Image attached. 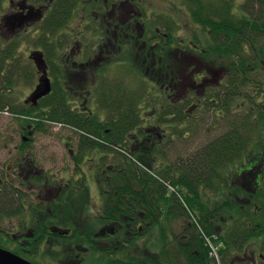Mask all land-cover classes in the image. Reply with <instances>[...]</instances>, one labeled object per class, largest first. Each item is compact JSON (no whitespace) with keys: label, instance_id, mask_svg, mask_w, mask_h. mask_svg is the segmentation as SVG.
<instances>
[{"label":"trees","instance_id":"trees-1","mask_svg":"<svg viewBox=\"0 0 264 264\" xmlns=\"http://www.w3.org/2000/svg\"><path fill=\"white\" fill-rule=\"evenodd\" d=\"M187 2H194L198 8L189 13L193 14L194 23L203 28L204 34L211 40L206 47H201L199 39L186 42L182 37L181 40L179 37L183 29L174 17L152 15L147 24L144 21L146 13H143L135 16V24L141 31L135 29L132 34L126 29L120 31L116 45L120 51L119 61L112 62L115 57L109 53L103 57V62L97 63L95 60L99 58V52L109 48V35L114 32L105 28L102 19L99 22L96 19L100 29L89 54L91 60L88 61L91 66L94 65L90 68L85 63L78 67L90 74L88 83L84 82L92 86L89 89L90 86L86 88L84 83L67 84L66 74L73 79L78 72L67 70L64 55L60 54L69 42L62 30L74 18L78 0H55L52 11L40 23V37L35 45L40 49L37 54L42 56L53 79L52 92L39 101L36 109L22 106L21 116L23 120L28 118L36 131L48 125L72 129L81 136L79 154L96 148L101 152L112 151L125 157L127 164L135 166L128 171L133 180L128 178V173L117 170L115 166L105 169L107 177L103 172L101 187L106 199L103 211L105 221L111 226L118 225L122 219L125 224L131 222L122 231L124 236L118 247L120 253H126L138 238H144L151 229L158 227L163 218L169 223L173 219L187 217L190 221L188 231L192 234L186 242L179 241L175 252L179 261H183L181 264H212L213 259L209 257L208 247L203 243L205 239L199 235L195 221L212 241L213 236L219 237V242H213L221 244L219 255L222 264H238L236 258L240 255L234 252L244 254L253 240H263L261 251L264 255V143L257 145L255 142L258 138L261 140L264 134V128H258L264 126V101L261 108L254 110L251 107L242 109L240 104L234 105L236 110L232 107L234 99L245 88L255 93L258 88L250 87L258 84L264 76V9L257 11L256 4L247 3L244 7L247 16L234 23L229 18L222 19L216 5L207 7L203 0H183L184 5ZM260 3L263 7V0ZM189 8L192 9L190 4ZM217 18L218 22L215 21ZM17 45L12 43V49L9 46L0 51V71H5V66L14 62ZM188 52L202 55L207 62L211 61L221 68L230 67L229 96L226 95V86L223 89L221 84L217 89L208 88L205 93L195 92L191 63L184 58L180 72L177 61L173 59L175 55H186ZM128 55L133 56L134 63L126 58ZM11 74V77L0 75V112L10 105L17 108L10 93L15 72ZM22 79L24 82L31 80V83L34 77L23 70ZM184 85L189 90L183 98H179ZM79 86L82 90H73ZM260 93H264L263 88L257 91L258 98ZM94 104L97 111L92 112L90 106ZM200 112L212 113L214 119L227 124V130L191 156L158 169L156 178L147 171L146 176L141 178L139 168L152 170L160 154L157 152L160 145L156 144L157 148L151 146L147 144L148 140L156 136L158 139V131L163 133L171 127L166 143L175 141L174 137L178 139L185 133L184 129L180 134L182 125H189L192 121L198 123ZM254 113L258 114L257 117ZM136 132L137 138L134 137ZM23 145L25 153L30 143ZM244 158H247L248 165L243 164ZM116 176L124 180L122 185H117ZM124 176L127 178L124 179ZM134 185L140 188L134 189ZM249 185L256 187L249 188ZM229 189L231 192L226 194ZM207 190L220 192L223 198L211 200L206 195ZM161 205L165 206L164 212ZM128 225L132 231L130 236ZM103 253L106 251L103 250ZM165 257V264L174 260L173 256L169 258L167 250L161 253L160 259ZM118 264L163 263L150 257L132 256L128 260H119Z\"/></svg>","mask_w":264,"mask_h":264},{"label":"rangeland","instance_id":"rangeland-1","mask_svg":"<svg viewBox=\"0 0 264 264\" xmlns=\"http://www.w3.org/2000/svg\"><path fill=\"white\" fill-rule=\"evenodd\" d=\"M125 1H126L125 4H122L124 5L123 15L117 16L118 17L117 20L121 17L124 22L128 16L125 10H127L128 8L131 9L132 11H134V19L132 20L134 22V27H135L134 30L136 29L137 31H141L139 30V26L135 24V18H136L135 16L137 17L139 16L137 13V9H139L141 15H143L144 10L147 11V13L145 14L146 19H144V21L147 24H149V21L151 20L152 15L166 14V15H170V17H174L176 22L179 23L180 28L183 29L182 30L183 33L182 35L180 34V37H179L181 40H182V37H184L186 42H191L194 40L197 41L199 39L201 47H206L208 43L211 41L208 35L206 33L204 34L203 28H201L198 24L194 23V21L196 20L193 17V14L189 13L190 10L196 11L198 9L196 8V4L194 2L189 3L192 6V9H190L188 2L187 4L184 5L183 0H125ZM203 1H204L203 4L207 7L210 4L216 5L220 9V13L223 16L222 19L229 18L234 23L243 20L245 16L244 7L247 5V3L251 5L252 3L256 4V9L262 7V4L260 3L262 2V0H258L260 2H257L256 0H203ZM78 3L79 4H77V7H76L77 9L73 13V15H75L74 18L69 23V25L66 26L65 29L62 30V33L65 35L66 40L68 39L69 42L67 43L66 47L61 50L60 54L64 55L66 69L67 70L73 69V71L78 72V74H76V76L73 77V79L71 77L68 78L69 75L66 74L67 76L66 81H67V84H69V86L71 85V83L80 85L86 82L87 71L79 70L78 67L81 66L82 64L85 65V63H88V61L91 60L89 58V54L92 53L91 50L96 44L95 42L97 39L95 40V38H98L96 33H98L100 29L98 22L102 18V16L99 14L90 13L89 12L90 8H88V5L85 4L84 0H78ZM119 6L120 4L118 3L117 7ZM4 18H5L4 13L0 12V26H1L0 28H2L0 30V38L5 39L6 41L12 40L10 44L7 46V47L10 46V49L13 48L11 47L12 43H17L18 45H17V48H15L14 62L13 63L9 62V64L5 66L6 68H5L3 77H9V76L11 77L12 76L11 73H14V72L16 73V68L17 70L20 68L18 72H22L24 70L28 72L30 76L32 75V77L35 78L34 76L35 69H33L29 65L28 63L30 62V60L28 59L29 55H27L26 53L27 52L29 53L30 51H33V52L40 51V49H38L35 45L37 44V40L40 37L39 27H40L41 22L38 24H32L29 22L30 24H23L22 26L11 27V26H7L3 24L2 20ZM96 19L98 20V22L95 23ZM215 21H218V20L215 19ZM124 29L125 28H121V30H124ZM114 34H115V31H114ZM109 37H110L111 42L117 41V38L113 36V33L110 34ZM98 48L99 47L97 46V49ZM2 49L6 50V47H2L0 51H2ZM118 52H120L119 48L115 47L113 44L112 45L110 44L109 48L105 52L104 51L99 52L100 54L99 58L96 59L95 62L97 63L103 62L104 61L103 57L111 53L110 54L111 57H115V59H113L114 61L112 62L117 63L119 61ZM84 55L86 56L84 57ZM186 55H191V53L188 52L186 53ZM132 57L133 56L131 55L126 56L128 60L130 59V61L134 63V61L132 60ZM173 59L177 61V66L179 67V70L181 72L183 59H181L179 55L173 56ZM186 60H188L189 63H191L190 59L187 58ZM209 63H211V61ZM24 64H26L27 66L24 67L23 66ZM88 64L90 68H92V66L94 65L92 64L91 66L90 63ZM210 66H213L215 69L221 68L220 65H216L217 66L216 67L210 64ZM40 73H42V71H40ZM215 73H216V76H215ZM89 75L90 74L88 73V77ZM194 75L196 76L195 73ZM213 75L216 78L213 79L212 77L207 75V77L211 78V80L213 79L212 85L216 87L217 89V87L221 84L222 85L221 87L225 89L224 87L226 86V83H228L227 82L228 79L226 80V74L223 71L219 72V71L214 70ZM49 77L51 81L53 82V79L50 76V74H49ZM262 81L264 82V76L262 77ZM29 82H24L23 80L22 88H21L23 93L29 92L30 90ZM84 84L86 85V88L90 86V84L89 85H87L86 83ZM259 85H260V88L264 89V84H259ZM253 86L255 85H252L250 88H252ZM13 89L15 91L14 93L12 91ZM207 89L204 88V89L196 90L194 88L195 92H198L199 94H201V92H204V90L206 92ZM73 90L78 92V90H82V86H79L76 89L74 88ZM187 90H189L188 87H185L184 85L179 92V98L180 97L183 98L187 94ZM16 91H17L16 84L14 82L10 89V93L12 94L11 97L13 101L15 100V95L17 93ZM73 99H75V97ZM92 108H94L95 110L94 106ZM198 114L201 115L200 119L198 120V123H195L192 121V123L189 125H184V126L182 125L181 130H179L180 134L184 131V129H185V133H183V136H180V138L178 139L174 137L173 140L175 141L166 143V139H167L166 136L171 132V127H167L166 131L163 133L161 131H158L160 135L158 139L156 136V137H153V140H148L147 144H151V146L155 145L154 147H156L157 146L156 144L160 145V148L157 151V152H160V154L157 156L156 162L154 163V167L152 170H149V169L142 170L139 168L138 175L140 177L141 176L145 177L147 174L145 171H147L153 175L152 176L153 178H156L158 175L157 174L158 169L164 168L165 166H168V165H172L180 159L187 158L189 155L191 156L197 150H199L200 148L208 144L211 140L222 135L225 132V130H227L226 128L227 124H225V122L217 121L216 118L214 119L213 118L214 116L212 113L200 112ZM254 115L255 117H257L258 114L254 113ZM143 126H147V124L143 123ZM258 128H264V126L260 125ZM15 129H16V126L14 122H12V117H9L7 115L0 113V154L4 155V156L1 155V157L3 158H5L7 154H14L13 142H11L10 140L14 139L13 137L16 134ZM33 134H34L33 143H32L33 146L32 148H29L28 150L31 152V154L36 155V157L39 160V165L42 163L41 164L42 167L51 168L53 171H57L58 169H65L69 167L73 169L75 167L73 160L69 158V154H70L69 150H72L75 153L77 152L79 148L81 136H79L76 132H74L72 129L67 128V127L48 125L42 129H38L37 131L34 129ZM137 136H138V132L135 133L134 137L137 138ZM16 138L19 140L18 136H16ZM255 142H257V145L264 143V134L261 140H259L258 138L255 140ZM137 145H140V144L138 143ZM94 154H95V151H94ZM101 154L103 157L102 158L103 160H101V164H102L104 171L108 166L109 167L115 166L117 170H124L126 173H128V171L131 170L130 168L134 169L135 167L131 164H127V161H125V157L123 158L121 156L113 154L112 151H107V152L103 151L101 152ZM86 156H87V159H89V157H92L90 155V152H88L85 155V157ZM243 162H244L243 164L248 165L247 158H244ZM120 163H123V164H120ZM83 166H85V163L83 164ZM123 178L126 179L127 176L126 177L124 176ZM128 178L130 180H133V176H131L129 173H128ZM114 180H118L117 185H122L124 181L118 176H116ZM87 183L88 184L91 183L89 179ZM134 187H135L134 189L140 188L138 185H134ZM253 187L255 188L256 186L250 187L249 185V188H253ZM88 188L89 190L85 195L86 198L84 199L83 197L82 200L77 202L78 204H75V206H78L80 209L83 208L84 210H86V214H89V215H94V214L104 215L103 211H104L106 199L103 195L102 187L98 190V188L95 185H89ZM230 192L231 190L229 189L226 191V194H229ZM206 195L211 200L213 199L221 200L223 198L222 197L223 195L220 192L215 193V192H211L207 190ZM161 207L164 212L165 206L161 205ZM191 218H194V217L191 215ZM192 220L195 221V219H192ZM130 223L131 222L127 224L130 225ZM195 223L200 230V233H199L200 236L203 233L208 238H211L206 233L204 228H202V226L198 223V221H195ZM127 224H125L124 220L122 219L118 223V225L117 224L114 225L115 230L119 229L121 231L120 232L121 234L118 233L119 235H117V239H115L117 240V242L122 240L124 236V232L122 231L126 230L125 226H127ZM17 225H18L17 222L9 223L8 221H6V223H3L2 221V223L0 222V229L5 230L10 227V229L16 230ZM110 226L111 224L107 223V221H105L104 219L101 228L104 230H107V227H110ZM189 226H190V221L188 220L187 217L176 218V219H173L169 223L165 220V218H163L160 221V224L158 227L151 229L150 232L144 238H141V239L138 238L135 241V243L132 244L129 249H127L126 253H120L119 248H118V249L113 250L115 253L109 250V251H106V254L102 253V255L99 256V255H95L94 253L91 252V250H89L85 254L81 255L82 261L79 262L78 264H118L119 260H128L132 256H137L140 258L150 257V259L153 258L157 262L161 260V262L165 264L164 262L167 261L166 257L165 259H162V258L160 259L161 253H163V251L165 250L169 252V258L173 256L174 260L171 264H181L183 261L182 260L179 261L177 254H175V252H177L180 242H186L188 238L191 236L192 232L188 231ZM108 229H111V227ZM164 235H165V238H164ZM213 238L216 239V243L219 242L218 236H213ZM214 239L213 241H215ZM262 242H263L262 239L253 240V242L248 245V248L244 254H241L240 252H234L240 255L239 257L236 258L237 260L236 262L238 264H245V263L264 264V260L262 259L264 255L262 254V251H261ZM203 243L205 247H207L206 246L207 243L204 241ZM217 246L220 248L221 244H218ZM207 250L209 249L207 248ZM227 261H228V258L226 259V262ZM40 263L54 264V262L50 261L49 259H45L44 261Z\"/></svg>","mask_w":264,"mask_h":264},{"label":"flooded vegetation","instance_id":"flooded-vegetation-1","mask_svg":"<svg viewBox=\"0 0 264 264\" xmlns=\"http://www.w3.org/2000/svg\"><path fill=\"white\" fill-rule=\"evenodd\" d=\"M54 1L0 0V12L5 15L2 20L3 24L11 27L30 23L38 24L45 18L46 14L50 13ZM84 1L90 8V13L102 16L103 21L101 22L104 23L109 32L115 31V34L113 33L115 38L118 39L120 31H122L121 28H125L128 33L132 34L135 28L132 21L134 11L128 8L125 10L128 15L127 19L124 22L121 17L117 20V16L123 15L124 5L122 4H125V0ZM118 3L120 4L119 7H117ZM261 9H264V6L258 8L257 11ZM137 13L140 15L139 9H137ZM143 13H147V11L144 10ZM246 16L245 13L244 18ZM11 41L0 38V49L7 47ZM108 42L117 47L118 40L111 42L109 39ZM26 54L29 55V65L35 69V78L29 83L30 90L28 93H23L21 89L23 83L22 72H18L19 68L15 73L17 90L15 105L17 108L10 105L5 108L4 112H0L12 117V122L16 126L14 139L10 140L13 142L14 154H7L5 158L1 157L3 154H0V222L18 223L16 230H12L10 227L5 230L0 229V248L32 264H43L40 262L45 259H49L54 264H78L82 261L81 255L89 250L99 256L102 255L103 250H111L115 253L113 250L118 249L120 242L115 240L118 235L115 226H110L111 229L107 227V230H104L101 228L104 215H89L86 214V210L83 208L80 209L75 206L83 197L86 198L85 195L89 190V185H95L98 190L101 188L103 172L104 176L107 177L106 170L103 171L101 167L102 154L100 149L96 148L94 150L95 154L94 151L93 153L90 152L92 157H89V159H87V156L85 157L87 153L79 154V148L75 153L69 150V158L73 160L75 167L73 169L70 167L58 169L57 171L42 167V163L39 165L38 158L35 154H31L29 150L23 152L24 143H30V148L33 146L34 125L29 123L28 118L24 119L25 121L23 120L21 108L24 106L29 110L36 109L35 107L40 102L35 106L30 102V98L39 85L40 76H43V72L40 73L35 61L36 59L39 60L37 52L30 51ZM178 55L181 59L190 58L191 60L193 88L196 90L214 88L212 85V80L216 78V73L215 76L213 75L214 70L223 71L226 74V80L228 79L226 95L229 96L228 90L231 88V69L229 66L215 69L210 64L214 66L216 64L207 62V59L202 55L191 54L188 57L184 53ZM45 65L49 77L48 66L46 63ZM0 75L3 76L4 71H0ZM86 75V83H88V74L86 73ZM207 75L213 79L211 80ZM259 84H264L262 78L258 84H255L258 88L255 93L245 88L246 90L234 99L232 107L240 104L242 109L249 107L253 110L256 107L261 108L264 93H260L258 98ZM201 93H205V90ZM94 107L96 110L97 106L95 104ZM233 108L236 110L237 106ZM90 109L92 112L95 111L92 106H90ZM84 163L85 166H83ZM108 169H112V167ZM87 178L90 180V184L87 183ZM140 227L143 228L141 225ZM131 232V227L128 226L127 233L129 236L132 234Z\"/></svg>","mask_w":264,"mask_h":264},{"label":"water","instance_id":"water-1","mask_svg":"<svg viewBox=\"0 0 264 264\" xmlns=\"http://www.w3.org/2000/svg\"><path fill=\"white\" fill-rule=\"evenodd\" d=\"M35 61L38 69L43 72V76L40 78L39 85L30 98V102L36 106L41 99L51 94L52 83L50 78L48 77L46 65L42 56L39 57V60L36 59ZM0 264H32V263L18 257L17 255L9 251L0 248Z\"/></svg>","mask_w":264,"mask_h":264},{"label":"built area","instance_id":"built-area-1","mask_svg":"<svg viewBox=\"0 0 264 264\" xmlns=\"http://www.w3.org/2000/svg\"><path fill=\"white\" fill-rule=\"evenodd\" d=\"M173 192V190H171ZM202 237L207 243L206 246L209 249V255L212 260V264H222L221 257L219 255V247L214 244L211 238H208L205 234L202 233ZM216 240V239H214Z\"/></svg>","mask_w":264,"mask_h":264}]
</instances>
